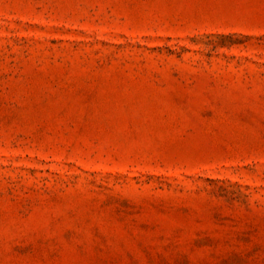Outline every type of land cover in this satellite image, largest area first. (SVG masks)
<instances>
[{
	"label": "rangeland",
	"instance_id": "rangeland-1",
	"mask_svg": "<svg viewBox=\"0 0 264 264\" xmlns=\"http://www.w3.org/2000/svg\"><path fill=\"white\" fill-rule=\"evenodd\" d=\"M0 264H264V0H0Z\"/></svg>",
	"mask_w": 264,
	"mask_h": 264
}]
</instances>
